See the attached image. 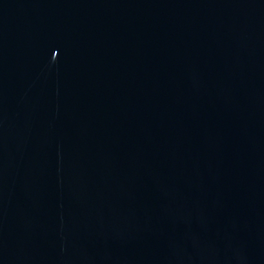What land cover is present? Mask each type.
Listing matches in <instances>:
<instances>
[{
	"label": "water",
	"instance_id": "water-1",
	"mask_svg": "<svg viewBox=\"0 0 264 264\" xmlns=\"http://www.w3.org/2000/svg\"><path fill=\"white\" fill-rule=\"evenodd\" d=\"M0 264H264V0H0Z\"/></svg>",
	"mask_w": 264,
	"mask_h": 264
}]
</instances>
